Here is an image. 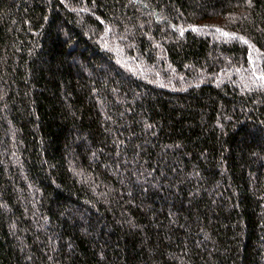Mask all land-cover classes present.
<instances>
[{"label": "trees", "instance_id": "obj_1", "mask_svg": "<svg viewBox=\"0 0 264 264\" xmlns=\"http://www.w3.org/2000/svg\"><path fill=\"white\" fill-rule=\"evenodd\" d=\"M0 264H264V0H0Z\"/></svg>", "mask_w": 264, "mask_h": 264}, {"label": "snow or ice", "instance_id": "obj_2", "mask_svg": "<svg viewBox=\"0 0 264 264\" xmlns=\"http://www.w3.org/2000/svg\"><path fill=\"white\" fill-rule=\"evenodd\" d=\"M219 31V30H218ZM225 35H227L226 33H225ZM246 43V42H245Z\"/></svg>", "mask_w": 264, "mask_h": 264}]
</instances>
